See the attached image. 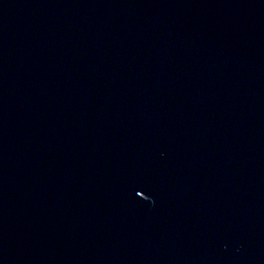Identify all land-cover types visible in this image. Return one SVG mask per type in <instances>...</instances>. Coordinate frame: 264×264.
Segmentation results:
<instances>
[{"label": "water", "instance_id": "1", "mask_svg": "<svg viewBox=\"0 0 264 264\" xmlns=\"http://www.w3.org/2000/svg\"><path fill=\"white\" fill-rule=\"evenodd\" d=\"M0 264H264V0H0Z\"/></svg>", "mask_w": 264, "mask_h": 264}]
</instances>
